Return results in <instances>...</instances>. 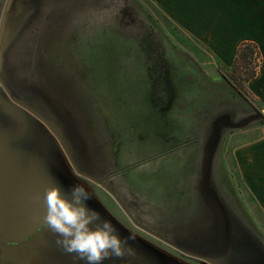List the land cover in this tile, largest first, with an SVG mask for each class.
<instances>
[{"label": "rangeland", "instance_id": "rangeland-1", "mask_svg": "<svg viewBox=\"0 0 264 264\" xmlns=\"http://www.w3.org/2000/svg\"><path fill=\"white\" fill-rule=\"evenodd\" d=\"M139 1L158 28L159 33H149L150 37L154 41L161 37L175 57L171 65L177 66V71L171 73L167 91H162L155 70L148 64L146 43L142 46L132 39L141 43L147 35L140 21L129 25L130 38L104 27L91 29V35L85 36L82 23L87 9L92 4L93 8L104 4L102 0H76L78 11L59 21V29L43 30L52 43L47 51L49 58L65 75L72 72L77 76L96 105L99 155L103 162L106 160L100 170L111 172L108 185L121 202L102 185L76 174L56 137L37 118L13 103L0 85V243H23L47 226L44 197L54 184L66 191L81 184L93 195L88 202L90 207L111 220L121 237L135 236L128 243L141 264H208L183 254L164 240L189 251L204 245L198 238L202 234L198 227L207 222L199 215L202 209L196 184L201 180L202 166L198 161L209 119L218 107L237 103L242 115L254 109L264 111V107L256 101L251 104L235 98L220 73L225 72V66L151 0ZM6 2L0 0V22ZM118 5L115 0L111 9L115 22ZM110 20L105 16L96 22L110 26ZM46 45L40 47V53ZM166 92L170 100L162 103ZM263 122L226 135L217 180L264 239V215L240 183L234 161L235 149L264 139ZM131 184L139 189L137 195L129 189ZM57 239L49 229L24 249L0 250V255H25L45 243L54 245L50 247L52 251H64Z\"/></svg>", "mask_w": 264, "mask_h": 264}, {"label": "water", "instance_id": "water-1", "mask_svg": "<svg viewBox=\"0 0 264 264\" xmlns=\"http://www.w3.org/2000/svg\"><path fill=\"white\" fill-rule=\"evenodd\" d=\"M61 1L7 0L0 22V85L13 103L37 118L56 137L76 174L102 185L118 198L108 185L111 172L100 170L106 160L103 162L99 155L101 141L100 131L95 126V120H99L96 105L78 77L72 72L65 75L48 56L52 43L45 38L43 30L59 29V21L71 18V13L78 11L76 0ZM44 43L48 45L40 53ZM240 107L236 103L217 109L209 119L207 138L199 155L198 162L202 166V177L196 184L198 205L202 209L199 215L207 222L198 227L202 231L198 238L204 245L189 251L163 239L183 254L208 264H264V239L227 197L217 180L222 141L226 135L264 120V111L254 109L242 115ZM209 214L212 217H208ZM49 229L45 226L20 244L0 243V250H22ZM178 243L190 248L183 245L185 241ZM52 246L45 243L20 256L0 255V264L60 262L70 256L78 264H85L74 253L50 250ZM45 254L54 258L43 257ZM126 259L112 257L103 264H121Z\"/></svg>", "mask_w": 264, "mask_h": 264}, {"label": "crops", "instance_id": "crops-1", "mask_svg": "<svg viewBox=\"0 0 264 264\" xmlns=\"http://www.w3.org/2000/svg\"><path fill=\"white\" fill-rule=\"evenodd\" d=\"M151 1L225 67L233 65L243 43L257 44L262 65L258 75L250 81L249 89L264 107V0ZM234 155L240 183L264 215V139L238 147ZM235 187L240 191L238 185ZM241 203L246 205L242 200ZM249 210L248 214L252 216Z\"/></svg>", "mask_w": 264, "mask_h": 264}, {"label": "clouds", "instance_id": "clouds-1", "mask_svg": "<svg viewBox=\"0 0 264 264\" xmlns=\"http://www.w3.org/2000/svg\"><path fill=\"white\" fill-rule=\"evenodd\" d=\"M44 220L57 235V245L76 254L85 264H103L112 257H134L128 243L134 235L121 237L111 220L105 219L89 201L93 195L81 184L66 191L54 184L45 193Z\"/></svg>", "mask_w": 264, "mask_h": 264}, {"label": "flooded vegetation", "instance_id": "flooded-vegetation-1", "mask_svg": "<svg viewBox=\"0 0 264 264\" xmlns=\"http://www.w3.org/2000/svg\"><path fill=\"white\" fill-rule=\"evenodd\" d=\"M97 1V0H96ZM115 0H102V2H104V4L102 3L100 6L97 4H95V8H93V4L92 6L88 7L87 9V14L84 17V23H82L86 29L85 31V36H89L91 35V32H89V30L91 29H99V27L102 29V27L106 28V29H112L114 31H118L121 34H123L124 36H127L130 38V31H129V25L131 23H134L136 20L141 22V26L142 28H145L146 30V36L142 39V42L140 43V41L133 37L132 39H135L140 45H147V47L149 48V51L147 52L148 56V60H150V62L148 64H150V68L151 70L154 69L155 70V74H156V80L158 81V83H160L161 87H162V91H167L169 90L168 87H171V82H170V77H172V74L174 71H177L175 67H172V63H175V57L172 56L171 53H169V47H168V43H163L161 42L162 39L161 37H157L156 40L154 41L152 37H150V34H158L159 32L157 31V25L154 21L150 20L151 16L149 14H147L144 10V7L140 4L139 0H116L118 2V6H116L117 8V13H116V19L117 21L115 22L114 20V16L112 13L113 9V3ZM99 7V9L97 8ZM112 13V15L110 14ZM100 14V16H99ZM107 16L109 19H111L110 21V26L108 25H103L100 26L97 24L96 21H98V18H103ZM136 25V24H135ZM134 26H132L133 28ZM138 27V25H137ZM141 28V27H140ZM75 30V29H74ZM96 33V32H95ZM75 37V35H74ZM78 38H81V35H79ZM76 40L79 42V40L76 37ZM160 47L161 45V48ZM145 47V46H144ZM164 49V51H163ZM148 62V61H147ZM83 65V63H82ZM180 71V69L178 70ZM171 74V75H170ZM223 78V77H222ZM225 83L227 84V87L229 88V92L235 97V98H239V96L236 94V89L234 88L233 85H231V83L227 80L224 79ZM171 92V91H170ZM165 95V101L162 100V103L164 102H169L170 98H167V92L164 93ZM161 100V99H160ZM161 103V104H162ZM105 104V103H103ZM109 120V118H108ZM110 127V125H109ZM113 128V127H112ZM111 131V129H110ZM130 164H127V166ZM126 166V167H127ZM155 171V170H152ZM132 185V184H131ZM133 186V185H132ZM127 190H133V192L135 193V195H137L139 193V189L135 186H133L132 188H126ZM126 258H128L129 260H131L132 262H130L128 259L121 261V264H141L139 262H137L134 258L135 257H129V256H125ZM29 263V262H28ZM30 264V263H29ZM35 264H40L39 262H36ZM41 264H78L77 261L71 260V256L68 257L67 259H64L60 262H42Z\"/></svg>", "mask_w": 264, "mask_h": 264}, {"label": "trees", "instance_id": "trees-1", "mask_svg": "<svg viewBox=\"0 0 264 264\" xmlns=\"http://www.w3.org/2000/svg\"><path fill=\"white\" fill-rule=\"evenodd\" d=\"M261 65L262 54L259 46L253 42H245L240 46L233 65L224 67L225 72L220 73L234 86L240 98L252 104V101L257 100L249 89V83L258 75Z\"/></svg>", "mask_w": 264, "mask_h": 264}]
</instances>
